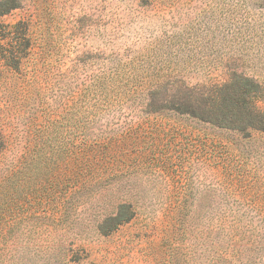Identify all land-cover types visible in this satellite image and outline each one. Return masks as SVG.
Wrapping results in <instances>:
<instances>
[{"label":"rangeland","instance_id":"rangeland-1","mask_svg":"<svg viewBox=\"0 0 264 264\" xmlns=\"http://www.w3.org/2000/svg\"><path fill=\"white\" fill-rule=\"evenodd\" d=\"M19 1L0 17L2 58L31 44L0 60V264H264V134L171 109L234 75L264 87V0Z\"/></svg>","mask_w":264,"mask_h":264},{"label":"trees","instance_id":"trees-1","mask_svg":"<svg viewBox=\"0 0 264 264\" xmlns=\"http://www.w3.org/2000/svg\"><path fill=\"white\" fill-rule=\"evenodd\" d=\"M19 0H0V17L20 8ZM7 55L0 56V60L6 64L18 68L22 61L20 48L29 49L30 40L26 34ZM264 99V87L258 82L242 76L234 75V80L226 82L221 86L204 94L201 101H189L181 105H173V111L188 114L191 117L209 123L212 126L233 130L242 134L261 132L264 134V109L259 106V102ZM184 105V106H183ZM184 107V108H183ZM4 148L2 137L0 136V152ZM121 210L114 218H110L109 231L115 227L130 221L133 213H128V205H121ZM108 224V223H107ZM104 229V226L102 227Z\"/></svg>","mask_w":264,"mask_h":264}]
</instances>
